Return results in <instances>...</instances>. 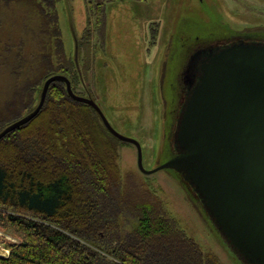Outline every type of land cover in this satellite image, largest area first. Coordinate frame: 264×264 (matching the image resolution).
<instances>
[{
	"label": "rangeland",
	"instance_id": "obj_1",
	"mask_svg": "<svg viewBox=\"0 0 264 264\" xmlns=\"http://www.w3.org/2000/svg\"><path fill=\"white\" fill-rule=\"evenodd\" d=\"M55 7L66 56L77 58L73 88L94 98L118 132L141 143L147 170L179 152L176 131L193 87V71L187 70L193 53L240 40L264 43V0H107L104 41L87 0H56ZM39 12L25 2L0 0V105L15 109L19 91L29 90L34 98H25L31 108L23 116L40 102L46 79L36 74L41 68L47 71L46 56H51L52 68L59 66L60 45L41 26V15L52 23L56 17L46 15L44 8ZM89 17L94 34L86 38ZM117 140L124 182L131 176L130 185L159 195L205 253L212 252L222 264H246L181 173L171 168L141 172L136 146ZM121 225L133 230L138 221L127 214ZM5 240L16 238L0 228V255L6 256Z\"/></svg>",
	"mask_w": 264,
	"mask_h": 264
},
{
	"label": "trees",
	"instance_id": "obj_2",
	"mask_svg": "<svg viewBox=\"0 0 264 264\" xmlns=\"http://www.w3.org/2000/svg\"><path fill=\"white\" fill-rule=\"evenodd\" d=\"M18 2L56 17L52 23L41 15V26L60 45L59 66L47 55V71L36 76L65 74L73 86L78 71L63 47L56 0ZM87 2L104 41L107 0ZM92 26L89 17L86 38ZM19 92L18 109L0 105V132L31 108L25 98L33 93ZM117 139L92 106L69 96L65 82L51 84L39 114L0 139V228L16 238L4 241L9 254L0 264H222L180 228L159 195L130 185L131 176L124 182ZM127 214L138 221L133 230L121 225Z\"/></svg>",
	"mask_w": 264,
	"mask_h": 264
},
{
	"label": "water",
	"instance_id": "obj_3",
	"mask_svg": "<svg viewBox=\"0 0 264 264\" xmlns=\"http://www.w3.org/2000/svg\"><path fill=\"white\" fill-rule=\"evenodd\" d=\"M199 54L176 131L179 152L152 170L144 167L141 143L118 132L97 101L75 92L61 73L45 81L35 110L6 126L0 139L35 118L51 84L63 81L69 96L92 106L113 136L136 146L141 172L181 173L238 256L264 264V43L240 40Z\"/></svg>",
	"mask_w": 264,
	"mask_h": 264
},
{
	"label": "flooded vegetation",
	"instance_id": "obj_4",
	"mask_svg": "<svg viewBox=\"0 0 264 264\" xmlns=\"http://www.w3.org/2000/svg\"><path fill=\"white\" fill-rule=\"evenodd\" d=\"M101 38V37H100ZM79 43H77V45H76V57H77V51L79 52ZM214 48V47H213ZM78 49V50H77ZM201 50H204V49H201ZM200 49L199 50H197V51H195L194 53H193V55L191 56V62L190 63H188V68H187V70H190V71H193L192 73V75H193V80H194V72H197V70H199V67H198V63H197V60H199V59H201V54H199V52L201 51ZM73 61H74V64H75V66H74V69L73 70H76V62H77V58H76V60L75 59H73ZM78 67V66H77ZM79 69V68H78ZM80 72V71H79ZM193 80H190V82H189V86H190V84H191V82L193 81Z\"/></svg>",
	"mask_w": 264,
	"mask_h": 264
}]
</instances>
